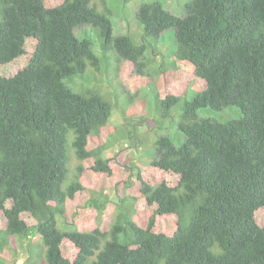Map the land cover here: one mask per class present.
Instances as JSON below:
<instances>
[{
	"label": "trees",
	"instance_id": "obj_1",
	"mask_svg": "<svg viewBox=\"0 0 264 264\" xmlns=\"http://www.w3.org/2000/svg\"><path fill=\"white\" fill-rule=\"evenodd\" d=\"M132 1L0 0V264L19 245L23 264H264V0H191L181 17ZM132 74L159 77L136 106ZM225 108L240 116L200 115ZM144 109L183 141L107 156L113 111Z\"/></svg>",
	"mask_w": 264,
	"mask_h": 264
},
{
	"label": "rangeland",
	"instance_id": "obj_2",
	"mask_svg": "<svg viewBox=\"0 0 264 264\" xmlns=\"http://www.w3.org/2000/svg\"><path fill=\"white\" fill-rule=\"evenodd\" d=\"M154 0H133L130 5L129 8L134 11L137 6L143 4V3H150ZM191 0H165V4L164 7L167 11H169L172 15L176 16V17H181L183 15V6L190 2ZM97 8L100 10L102 7L100 5L97 6ZM113 9V8H112ZM134 16V14H133ZM133 16L131 15L130 17H128L127 21L123 20L122 18V11H118L113 9V16L111 17V20L113 22V25L115 27L116 22H119V24L115 27L114 33L116 35H122V34H129L132 38L134 43H139L140 38V32L137 27H136V23L134 22V20L132 19ZM74 34L76 36H81L84 35L86 38H89L93 44V49H96L97 44L93 41V39L90 37L91 35V29L87 26H82V27H77L76 29H74ZM87 34V35H85ZM168 35H164L163 36V42L159 43L158 45L161 47L160 51H159V58L160 61L162 59H167L168 57H170L172 55V50L174 48L173 45H171L170 40ZM166 41V42H165ZM168 65V64H167ZM120 70L118 71L119 74ZM121 75L122 72H121ZM132 80H128L125 81L124 80V76L120 77L119 80L122 81L121 82V86L123 87V89L128 92L133 99L132 105L136 106L138 104V102L140 100H144L146 101L148 99L147 93L146 91L150 90L149 88H147L144 91H141V86L140 83L146 82L147 80H149L151 83H153L152 85L155 86L158 84L159 82V77L158 75H152L149 76L147 78L145 77H140L137 74H132ZM146 79V81H145ZM78 82V86L81 84V81L79 79H76L75 82ZM84 89H90L87 86V83L84 85ZM134 90H137L136 92H138V94H135L136 92ZM149 92V91H148ZM191 99L190 95H186V97H182L180 100V103H182L184 100H189ZM107 100V99H106ZM108 101V100H107ZM110 104L111 102L108 101ZM136 108V107H133ZM132 108V109H133ZM141 111V110H140ZM144 111L146 113H136L134 112V114L130 115V117H127L126 119H123L119 112H117L116 110L113 111L111 119L109 121V126L114 128V135H116V137L119 140V143L114 144L112 147L108 148L105 152H107V156H113L115 155L116 152H127L125 153L126 156V160L131 161L132 159H136L137 163H140L139 159H138V155L136 152H145L146 155L144 156L145 159H149L148 157L150 156L149 153L152 152V147H150L151 142H155V140L158 138V136L163 135H167L168 137H170V139L172 140L174 145H179L182 141H183V136L181 135H176V131L174 129V125L170 128V122L168 120H159L157 122V120L154 119V117H152L147 109H144ZM147 113L150 116V119H147ZM201 116H210V117H214L219 121H226L229 119H237L240 114L239 111L235 108H225L223 111H221L219 114H211L208 112H202L200 113ZM128 118H130L128 120ZM173 121V119H172ZM129 123L131 125L136 126L135 128V136L132 135V139H128L123 140L120 139V137L118 136V132H125L129 129H131V127L129 126ZM141 123V124H138ZM157 123V125H156ZM161 125V126H160ZM124 126V127H123ZM160 126V127H159ZM152 127V128H151ZM155 127V128H153ZM113 134V133H112ZM133 134V133H132ZM131 135V133H130ZM177 136V137H176ZM71 141H72V135L69 134L67 137V152L69 151V149L71 148ZM137 141H139L141 144L143 143V146L140 147V149H138L139 151H137L135 149V145L137 144ZM138 142V143H139ZM69 148V149H68ZM124 149V150H121ZM72 152V151H69ZM127 154V155H126ZM70 157V161H69V165L70 168H73L76 164V160L73 157V154L69 155ZM125 159V157H124ZM76 219V217H75ZM77 221V219H76ZM36 239L34 238L33 241H35ZM43 250V248H42ZM14 257H10L9 260H6V264H23L26 260V252L24 250V248L22 246L19 245V248L17 249V255H13ZM38 262L40 264H44V260H42L40 258V261L38 260Z\"/></svg>",
	"mask_w": 264,
	"mask_h": 264
},
{
	"label": "clouds",
	"instance_id": "obj_3",
	"mask_svg": "<svg viewBox=\"0 0 264 264\" xmlns=\"http://www.w3.org/2000/svg\"><path fill=\"white\" fill-rule=\"evenodd\" d=\"M95 221H97V220H95ZM99 222H101V221H99ZM101 223H103V222H101ZM59 224H60V222L58 221V222H57V226H59Z\"/></svg>",
	"mask_w": 264,
	"mask_h": 264
}]
</instances>
